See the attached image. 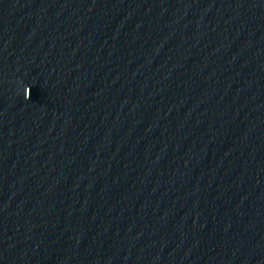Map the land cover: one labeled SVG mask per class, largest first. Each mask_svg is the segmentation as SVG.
Returning <instances> with one entry per match:
<instances>
[{"label":"clouds","instance_id":"obj_1","mask_svg":"<svg viewBox=\"0 0 264 264\" xmlns=\"http://www.w3.org/2000/svg\"><path fill=\"white\" fill-rule=\"evenodd\" d=\"M24 96H25V99L30 98V87H25Z\"/></svg>","mask_w":264,"mask_h":264}]
</instances>
